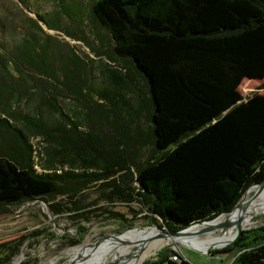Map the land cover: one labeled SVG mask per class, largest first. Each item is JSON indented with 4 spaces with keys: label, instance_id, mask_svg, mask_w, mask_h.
Instances as JSON below:
<instances>
[{
    "label": "rangeland",
    "instance_id": "1",
    "mask_svg": "<svg viewBox=\"0 0 264 264\" xmlns=\"http://www.w3.org/2000/svg\"><path fill=\"white\" fill-rule=\"evenodd\" d=\"M93 1L0 0V117H5L7 122V126L0 122V155L21 163L29 154V162L37 172L42 171L41 164H52L54 157L41 135L34 136L24 124L31 129L45 131L41 128H46L56 135L80 141L92 153L102 150L111 161L117 163L120 160L128 164L132 176L131 162H142L151 152V146L142 133L140 136L134 133L142 130L144 135L142 112L134 120L138 127L131 123L124 134L119 132V119L115 120V128L101 119L100 123L96 122L95 108L101 103L94 90L101 85L100 64H112L106 58L112 44L107 33L90 19ZM37 15L49 20L54 28L46 29L37 21ZM141 37L147 47L156 42L149 36ZM246 38L249 39L237 44L200 40L191 46L180 44L176 47H173L174 40L163 41L164 47L172 46L171 52L177 56L187 57L205 68L214 66L234 83L231 105L220 110L203 108L198 112L193 126L202 142L225 126L230 127L235 142L241 130L244 131L243 136H250L252 140L261 129L264 114V25L253 33L249 32ZM26 42H30V48L25 46ZM41 94L61 110L62 118L40 102ZM103 114L104 111L101 116ZM105 115L107 120L115 117L111 112ZM35 119L39 120V126L34 125ZM13 129L19 130L23 139L15 135ZM248 140L239 141L245 147ZM245 151L242 150V155ZM263 168L264 154L262 166L250 170L246 180H259ZM116 174L106 180L66 178L61 182L62 190L48 197L47 201L37 198L5 206L0 210V264H92L99 248L124 234L145 230L146 235L137 238L145 240L154 238L148 234L150 232L159 234L157 228L167 231L159 227L158 221L151 219L146 206L136 200L101 199L108 190L101 184L117 179ZM261 186L252 185L244 192L246 187L242 191L244 194L238 197V191L235 192V203L242 195L238 209L253 202L259 196ZM51 205L56 211H51ZM252 222L239 228L240 232L264 223V213L254 217ZM240 232L223 246H208L206 249L171 239L144 260H138L137 264L157 257L170 259L171 250L178 253L183 264H232L237 250L228 248ZM219 234L220 230H214L208 235L186 237L212 243ZM100 238L104 239L96 242ZM133 245L123 244L127 249ZM223 248L228 250L218 252ZM105 258L104 264H111L108 254ZM172 262L170 264H180V261Z\"/></svg>",
    "mask_w": 264,
    "mask_h": 264
},
{
    "label": "trees",
    "instance_id": "2",
    "mask_svg": "<svg viewBox=\"0 0 264 264\" xmlns=\"http://www.w3.org/2000/svg\"><path fill=\"white\" fill-rule=\"evenodd\" d=\"M36 19L46 28H54L41 15ZM90 19L107 33L112 46L106 58L114 65L100 64L101 85L94 90L101 103L95 108L96 122L101 119L115 128L119 119V132L124 134L131 123L138 127L134 120L142 112L144 135L142 130L134 133H142L151 152L144 161L131 162L132 176L128 164L111 161L102 150L92 153L80 141L24 124L34 136L41 135L53 163L41 164L42 171L37 172L29 154L21 163L0 155V210L37 198L47 201L62 190L66 178L106 180L117 173V179L101 184L108 187L101 199L136 200L146 206L159 227L173 232L228 211L246 187L244 192L264 184V168L259 180H246L250 170L262 166L264 114L261 129L252 140L241 130L235 142L230 127L225 126L202 142L193 126L198 112L231 105L234 83L214 66L205 68L171 52L177 45L191 46L200 40L246 41L249 32L264 25V0H94ZM141 36L156 42L147 47ZM166 39L174 40L175 46L165 48ZM24 44L30 48V42ZM40 102L63 117L45 95H40ZM102 111L115 117L107 120ZM35 120L36 126L39 120ZM0 122L7 126L5 117ZM13 130L23 139L19 130ZM244 138H249L245 147L239 141ZM228 249L237 250L232 264H264V223L242 230ZM163 262L173 263L164 256L141 264Z\"/></svg>",
    "mask_w": 264,
    "mask_h": 264
},
{
    "label": "bare ground",
    "instance_id": "3",
    "mask_svg": "<svg viewBox=\"0 0 264 264\" xmlns=\"http://www.w3.org/2000/svg\"><path fill=\"white\" fill-rule=\"evenodd\" d=\"M238 201L236 202L230 213L221 214L220 216L208 222L207 226H215V230H220L219 238H217L212 243L199 242L186 236L173 238L164 234H153L154 232L148 233L154 238L141 240L137 238L139 236L142 237L143 235H146V231L136 230L124 234L121 237L115 239L114 241H110L104 244L95 253V257L93 258L92 264H104L106 262L105 257L107 254L109 256L108 259L111 260V264H137L138 260H144L146 257L152 254V251L156 250L171 239L173 241L178 240L186 244L189 243V245L194 246L196 248L206 249L208 246H223L226 242H228L234 237V235L238 232L239 228H243L244 226L250 225V223H253L252 220L254 217H258V215L264 213V184L263 187L261 186L259 188V196L248 206L243 207L242 209H238ZM195 226L199 227L203 226V224H198ZM195 226H192L189 229L191 230ZM157 230L160 231L158 228ZM234 230H236L235 233ZM124 243H133L134 245L130 249H127L126 247H124L125 245L123 246Z\"/></svg>",
    "mask_w": 264,
    "mask_h": 264
},
{
    "label": "water",
    "instance_id": "4",
    "mask_svg": "<svg viewBox=\"0 0 264 264\" xmlns=\"http://www.w3.org/2000/svg\"><path fill=\"white\" fill-rule=\"evenodd\" d=\"M40 22V21H39ZM41 23V22H40ZM44 27H45V25L43 24V23H41ZM46 28V27H45ZM46 29H48V28H46ZM236 204V203H235ZM234 204V205H235ZM234 205L228 210V211H226V212H224V213H222V214H228V213H230L231 212V210H232V208L234 207ZM221 214H219V215H217L216 217H218V216H220ZM216 217H214V218H216ZM214 218H212V219H214ZM212 219H210V220H206V221H201V222H197V223H194V224H191V225H188V226H186V227H184V228H181V229H179V230H176V231H173V232H168V231H165V230H161V229H159L160 230V233L158 234V235H162V234H164V235H167V236H170V237H173V238H178V237H180V236H191V237H193V236H196V235H201V234H205V235H208V234H210V233H212L215 229H216V227L215 226H207V224H208V222L209 221H211ZM202 225L203 224V226H199L198 228H195V229H192V230H190L189 228H191L192 226H195V225ZM206 225V226H205ZM156 227V226H155ZM240 232V229L238 230V232L236 233V234H238ZM235 234V235H236ZM106 238V237H105ZM102 239H104V238H100V239H98L96 242H99L100 240H102ZM95 243V242H94Z\"/></svg>",
    "mask_w": 264,
    "mask_h": 264
},
{
    "label": "built area",
    "instance_id": "5",
    "mask_svg": "<svg viewBox=\"0 0 264 264\" xmlns=\"http://www.w3.org/2000/svg\"><path fill=\"white\" fill-rule=\"evenodd\" d=\"M172 253L173 254H172V256L170 257L169 260L174 261V262H177V261H181L182 260L181 257L178 255V253L176 251H172Z\"/></svg>",
    "mask_w": 264,
    "mask_h": 264
}]
</instances>
